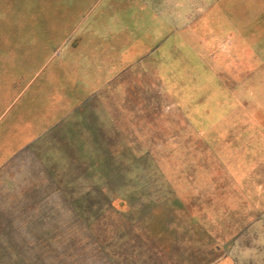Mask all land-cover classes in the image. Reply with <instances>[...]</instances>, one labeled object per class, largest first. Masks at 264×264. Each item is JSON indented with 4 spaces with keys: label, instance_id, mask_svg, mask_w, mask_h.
<instances>
[{
    "label": "rangeland",
    "instance_id": "374dc122",
    "mask_svg": "<svg viewBox=\"0 0 264 264\" xmlns=\"http://www.w3.org/2000/svg\"><path fill=\"white\" fill-rule=\"evenodd\" d=\"M52 103L77 107L69 187L15 228H88L92 205L96 228L178 230L198 264H264V0H0V149ZM93 187L76 220L64 193Z\"/></svg>",
    "mask_w": 264,
    "mask_h": 264
},
{
    "label": "crops",
    "instance_id": "0c3cea01",
    "mask_svg": "<svg viewBox=\"0 0 264 264\" xmlns=\"http://www.w3.org/2000/svg\"><path fill=\"white\" fill-rule=\"evenodd\" d=\"M65 83L68 84V81L65 80ZM62 91L64 88L60 87L54 92ZM20 98L18 94L12 103L15 100L19 102ZM74 109L70 112L67 105L52 103L50 112L44 110L42 120L37 122L33 118L32 125L25 132L16 134L10 143L0 149V197H3V203L12 206L9 211L6 210L8 222L6 229L0 233V264H198L195 243L191 244L194 240L184 239L181 246V234L175 229H91L61 225L56 228H32L30 233L23 234L15 228V220H31L38 214L36 204L54 203V188H60L57 193L62 194V188L69 187L56 180L53 183L52 172L63 171L59 167L63 155L75 156L69 149H62L61 142L80 138L78 131L72 127L79 122L71 124L69 118L70 114L77 113ZM46 114L49 119L44 118ZM70 162L74 164L75 160ZM64 172L66 175L69 173ZM56 177L62 178L59 174ZM67 197L64 193L63 198L67 202H79V199L74 201ZM117 200V197L105 196L104 203L113 205ZM22 204L28 211L22 210L19 206ZM103 216L100 215V218ZM61 219L66 218L61 216ZM86 247H90V252L85 250Z\"/></svg>",
    "mask_w": 264,
    "mask_h": 264
},
{
    "label": "trees",
    "instance_id": "16d2710c",
    "mask_svg": "<svg viewBox=\"0 0 264 264\" xmlns=\"http://www.w3.org/2000/svg\"><path fill=\"white\" fill-rule=\"evenodd\" d=\"M113 170H114V164L109 165L105 161H104V163H101V170L99 172H100V175H102V177L106 179V183H107V180L109 181V178L111 176V173H113ZM55 189H56V191H59L60 190V188H55ZM91 190L92 191H90L88 193V196H86L87 198H84L82 200H79V202H74V203H70L69 204L70 207H71V209L73 210L72 213H73V215H74V217H75L76 220H78V218H80V214H82L81 211H80V209L83 208V204H84L83 201L86 202L88 199H92L94 197L93 195L96 194V193H98L100 191V188L93 187ZM106 195L107 194H105V196ZM74 201H77V199L74 200ZM90 204H93V202H91ZM44 206L45 205H43V204H36L35 205L36 211H38V212H40L41 210L44 211V209H45ZM33 207H34V205H33ZM88 209H89V213H87L88 214L87 218L90 220V221L88 220V222H89L88 223L89 224L88 228H91L92 229V228H94V222H93V220H95V214L93 212H91V211H93L92 205H90ZM62 225L65 226L64 224H62ZM60 226H61L60 223H54V225L52 227L56 228V227H60Z\"/></svg>",
    "mask_w": 264,
    "mask_h": 264
}]
</instances>
